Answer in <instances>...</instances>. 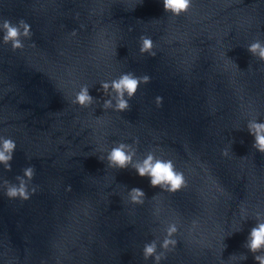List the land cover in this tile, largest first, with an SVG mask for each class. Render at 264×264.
Returning <instances> with one entry per match:
<instances>
[{
	"label": "water",
	"instance_id": "1",
	"mask_svg": "<svg viewBox=\"0 0 264 264\" xmlns=\"http://www.w3.org/2000/svg\"><path fill=\"white\" fill-rule=\"evenodd\" d=\"M21 18L34 33L23 49L0 28V136L17 144L11 171L0 162V264H155L144 245L165 251L173 221L178 243L160 264H258L244 245L264 220V153L247 125L264 122V60L247 48L264 41V0H193L179 17L163 0H0V23ZM144 34L155 57L140 53ZM125 72L152 79L130 111L103 109L101 82ZM85 84L97 98L86 108L71 102ZM121 141L137 147L132 164L153 150L172 159L187 186L108 167ZM30 165L37 192L9 199L3 180L18 184ZM133 187L143 205L129 202Z\"/></svg>",
	"mask_w": 264,
	"mask_h": 264
},
{
	"label": "clouds",
	"instance_id": "2",
	"mask_svg": "<svg viewBox=\"0 0 264 264\" xmlns=\"http://www.w3.org/2000/svg\"><path fill=\"white\" fill-rule=\"evenodd\" d=\"M193 6V0H163V7L166 12L172 13L173 16L179 17L181 14L188 13ZM0 28L4 30L3 41L5 44L11 43L12 50L23 49L25 47L22 37L31 38L33 32L31 25L21 18L18 23H13L10 19H3L0 23ZM72 36L77 35V31L73 30ZM140 53H148L152 57L157 55L155 51L153 38L149 35L140 36ZM35 47V42H33ZM248 51L256 56L259 60H264V41L259 39L248 45ZM236 64V63H235ZM237 65V64H236ZM238 67V65H237ZM239 68V67H238ZM152 77L148 74L137 76L134 72L122 73L119 77L110 81H102L101 89L104 95L111 98L103 101V109H113L117 112H126L131 110L130 99L135 96L141 84H148ZM113 93L115 94L116 103L113 104ZM127 93V98L125 96ZM96 97L90 94L88 85H82L80 90L75 93L72 103L80 107H90ZM164 97L157 95L155 104L158 108H162ZM248 131L254 136L253 148L264 153V122H258L257 118L250 119L247 125ZM0 162L5 168L11 171L12 165L9 161L14 158V151L17 147L16 141L10 137L0 136ZM135 145L139 144V138L134 141ZM137 147L133 148V144L125 142H117L116 146L112 147L106 156L107 166L114 169H127L131 165L141 177H150V186L159 187L163 191L175 193L182 187L187 186V181L184 173L176 168L175 162L172 159L157 158L156 152L149 151L147 156L135 164H132L133 156L136 154ZM222 156L229 155V149L225 148L221 152ZM104 161V157L99 158ZM36 175L34 165L27 166L23 169V175H18L16 180L18 184L12 183L5 179L3 186L6 188L5 195L9 199L19 198L21 200H29L33 194L37 192L38 186L33 185L29 190V184ZM71 185L67 186V190H71ZM155 194L151 199H154ZM129 202L132 204L143 205L147 199L145 191L140 187H133L128 192ZM159 214V213H157ZM256 226H254L245 243L254 255L255 261L258 264H264V220L261 219V213H256ZM195 223V222H194ZM179 231L178 223L169 222L166 226L163 241L159 247L165 251H158L157 240H152L146 243L143 248V257L145 260L154 257L155 264H160L162 259H166V253L172 251L178 241L174 238ZM232 255V257H234ZM241 258L246 260L247 255L241 254Z\"/></svg>",
	"mask_w": 264,
	"mask_h": 264
}]
</instances>
